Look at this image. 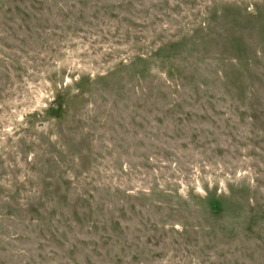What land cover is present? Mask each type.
Returning <instances> with one entry per match:
<instances>
[{
  "label": "rangeland",
  "instance_id": "1",
  "mask_svg": "<svg viewBox=\"0 0 264 264\" xmlns=\"http://www.w3.org/2000/svg\"><path fill=\"white\" fill-rule=\"evenodd\" d=\"M0 264H264V0H0Z\"/></svg>",
  "mask_w": 264,
  "mask_h": 264
}]
</instances>
